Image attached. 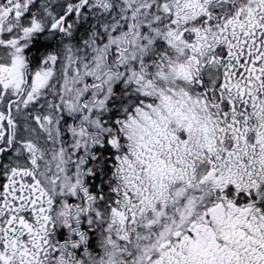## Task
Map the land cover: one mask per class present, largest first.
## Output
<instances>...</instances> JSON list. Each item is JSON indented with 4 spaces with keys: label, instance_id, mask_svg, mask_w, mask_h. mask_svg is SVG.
Masks as SVG:
<instances>
[{
    "label": "snow or ice",
    "instance_id": "1",
    "mask_svg": "<svg viewBox=\"0 0 264 264\" xmlns=\"http://www.w3.org/2000/svg\"><path fill=\"white\" fill-rule=\"evenodd\" d=\"M0 264H264V0H0Z\"/></svg>",
    "mask_w": 264,
    "mask_h": 264
}]
</instances>
